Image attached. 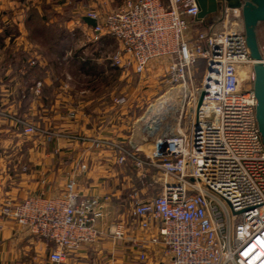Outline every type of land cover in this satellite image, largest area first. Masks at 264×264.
<instances>
[{
  "label": "built area",
  "instance_id": "obj_1",
  "mask_svg": "<svg viewBox=\"0 0 264 264\" xmlns=\"http://www.w3.org/2000/svg\"><path fill=\"white\" fill-rule=\"evenodd\" d=\"M198 12L196 0H126L102 18L88 12L97 19L91 36L97 40L108 34L121 45L109 59L112 66H132L143 73L153 59H169L167 72L177 83L171 88L178 102L173 111L178 115L144 156L136 147L130 150L105 138L69 139L111 148L118 162L131 160L142 177L150 175L161 184L156 195L144 196L139 190L130 194L138 226L158 227V234L149 239L163 249L158 264H264V143L256 119L255 60L240 24V9L226 8L220 28L213 24L192 34ZM198 58L206 62L200 86L193 73ZM40 88L38 82L37 93ZM114 100L121 103L119 97ZM14 119L25 134H46L50 141L58 136ZM87 169L82 162L75 172ZM75 176L55 197L1 199L0 230L7 220L27 227L52 245L49 260L54 264L66 261L73 249L96 243L103 234L99 222L106 218L104 201L82 195ZM107 229L113 240L131 239L139 248V260H150L147 242L130 238L125 223H111Z\"/></svg>",
  "mask_w": 264,
  "mask_h": 264
},
{
  "label": "crops",
  "instance_id": "obj_2",
  "mask_svg": "<svg viewBox=\"0 0 264 264\" xmlns=\"http://www.w3.org/2000/svg\"><path fill=\"white\" fill-rule=\"evenodd\" d=\"M125 2L126 0H0V10H2L0 15V110H6V113L10 115L13 113V115L27 121L30 120V122L31 120L37 121L39 120L38 107L41 105V100L50 101V103L53 101L52 107L48 109V112L43 111L42 115L44 113L46 116H51L46 117L49 121H52L54 116L55 127H64L65 130L82 133L89 137L105 138L118 143L117 140L128 137L123 131L124 128L128 129L126 123L128 124L129 121H121L117 124L115 118L118 113H113V110L112 113L105 111L94 118L92 114L82 112L77 108L74 112L70 111L69 113L56 109L58 101L63 104L65 101H69V94H73L78 88L73 82L68 88H65L64 83L58 85L57 78L52 79V75L49 76L46 73L41 56L37 59V63L30 65L31 57H37L35 55L37 45L32 44L31 41H34L35 37L32 32L30 33L32 30L27 28L36 23H39L41 27L54 23V32L60 30V34L55 36L56 43L66 42L71 35L78 34L82 37L81 34H92V26L83 20V16L88 12H95L102 18L108 12L123 7ZM30 5L36 7L40 15H42V10H54V19L26 16ZM11 11L12 16L9 15ZM109 37L112 36L104 34L100 36L99 42L105 43ZM58 47L55 46L54 49H58L60 53L75 50L73 45H69L68 48H64L63 45ZM82 54V50H77L79 59ZM97 55L99 53L95 56ZM73 57L75 58V55ZM82 59L84 60V58ZM95 64L97 65V63ZM96 67L91 70H96ZM83 68L86 71L90 70L89 65ZM38 82H41L39 93L36 92ZM53 89L54 95L47 96L46 91ZM67 89H70L71 93H67ZM63 90L65 94L61 93ZM80 93L84 94L85 92L80 91ZM40 95L44 97L41 100ZM87 99L83 101L88 105L91 100L87 101ZM16 107H18V111ZM14 118V116L7 118L0 116V138L7 133L10 137V134L16 133V129H20ZM47 119L42 121H47ZM61 119L63 120L61 121ZM129 137L131 138V135ZM81 144L84 149L92 148L90 142L83 143L69 139L62 140L58 145L52 147L42 148L36 144L14 147L13 150L22 155L21 160L28 161L25 163L24 169H20L14 163L4 164L0 160V200L8 198L20 201L31 195L55 197L63 191L68 179L76 175L77 189L82 195H96L104 201L103 209L106 218L99 222L100 229L103 231L100 239L94 244L82 245L73 249L69 258L60 264H142L138 258L139 248L131 239L118 242L108 235L107 225L116 222H123L127 225L130 238L134 237L136 241H146L148 255L153 251L159 260L163 250L161 245H155L149 241L151 237L158 234V227L154 226L144 230L138 226V221L132 217L131 198L126 217H123L122 212L120 213L121 204L117 201L122 198L121 192L114 185L100 178L101 174L98 175L95 171L75 172L78 160L75 156L77 152L74 149H77ZM0 148L3 150V147ZM103 151L105 154L112 153L111 148ZM63 154L65 159H68L66 163H64ZM139 178L142 184L139 191L144 196L156 195L161 192V184L155 183L150 175L144 178L139 172ZM144 186L145 188H143ZM153 188L158 190L156 194L152 192ZM51 246L46 239L32 235L27 227L21 226L13 220H7L0 230V264H54L49 260V254L48 260L45 258V251L49 248L50 252Z\"/></svg>",
  "mask_w": 264,
  "mask_h": 264
},
{
  "label": "rangeland",
  "instance_id": "obj_3",
  "mask_svg": "<svg viewBox=\"0 0 264 264\" xmlns=\"http://www.w3.org/2000/svg\"><path fill=\"white\" fill-rule=\"evenodd\" d=\"M29 8L30 10L26 16L32 15L37 18L41 17L44 19H54V10H42V15H40L36 7L30 5ZM1 11L2 10H0V15ZM9 15L12 16V11ZM241 20L240 24L244 28L242 12ZM215 25H218L220 28L222 23L220 21L215 23ZM27 28L32 30L30 33L32 32L35 37V40L31 41L32 44L35 46L37 45V50H35V55L37 57H31L30 65H34L35 62L37 63V59L41 56L46 73L49 76L51 74L52 79L57 78L56 82L58 85L64 83L66 85L65 88H68L70 83L73 82L75 87L78 88L77 91L73 92V94H69V101H65L64 104L61 101H58V103L56 102L58 105L56 109L69 113L70 111L74 112L75 108H77L82 110V112L92 114L94 118H97L99 114L105 111L112 113L111 111L113 110V113H118L115 118L117 124L121 121H129L128 124L126 123L128 129L125 130L126 128H124L123 131L128 137H124L122 140L117 141L121 144L123 143L122 145L130 150L136 147L137 150L139 149L137 153L141 156L150 153L155 140L162 133V128H164L165 125H171L174 123L172 117L178 115V111H173V108L176 109L178 106L176 97H173L174 102L172 111H167L166 114H161L163 118L159 123L160 129L156 132L149 133L145 127L146 122L144 121V118L146 117L151 105L155 104L160 98L169 95L172 96L171 88L177 84L170 81V76L167 72L169 59L167 57L155 58L150 61L143 73H137L132 66H111V62L109 60L110 57H112V55L121 48L120 43L115 38L109 37L105 43H100V38L95 40L91 34H81L82 37L76 34L74 36H69L66 42L63 41L56 43L55 36L60 34V30L54 32V23L51 25L49 24V26L45 25L42 27L39 23H36L30 27L28 26ZM205 28L207 27H205L202 22L195 23V25L192 26V34L199 30H205ZM257 34L259 45L264 56V22L259 23ZM62 45L64 48H68L69 45H73L75 50L60 53L58 50L60 48L58 46ZM53 46L58 47V49H54ZM79 49L83 51V54L81 55L82 57L79 59L75 56L74 58L73 55H75ZM97 53H99V55L95 56ZM82 58H86L90 60V62L97 63V69L92 71L90 68V70L86 71L85 68H82L81 66L83 61ZM205 65V60L201 58H198L195 62L193 73L194 83L196 86H200L203 81ZM70 91V89H67L66 92L69 93ZM80 91H84L85 93L81 94ZM61 93L65 94V91L63 90ZM46 95L52 97L54 95V89L46 91ZM41 97H39L40 100L44 98L43 96ZM116 97L121 98V103H115L114 99ZM86 98H88L87 101L91 100L88 105L85 104V101H83L86 100ZM51 102L52 103H50V101L46 102L45 100H41V105L38 107L39 120H31V122L29 120L28 122L34 123L43 130L53 133L55 132L58 136L50 141L48 140L46 134L39 133L36 135H26L21 126V130L16 129V133L14 135L10 134V137L8 133L4 134L5 136L0 138V147H3V150L0 148V160L3 161L4 164L14 163L17 165L16 167L22 169L25 166V163H27L28 160H21L20 157H22V155L18 154L16 150H13L14 147L16 148L35 144L42 148L52 147L54 145H58L62 140L64 141L65 139H69V136H86L82 133L65 130L64 127H55L54 116L52 118L53 120L49 121L46 117L51 116H46L44 113L42 115L43 111L48 112V109L52 107L53 101ZM125 104L126 106H124ZM17 109L18 107H16V110ZM0 111L7 112L6 110ZM11 116L18 117L13 115V113ZM5 118H7V116ZM45 119H47V121H42ZM62 120L63 119H61V121ZM130 135L131 138L129 137ZM74 140L78 141L76 139ZM80 147H82V144L77 149H74L77 152L75 155L78 160L77 163L79 164L77 167L80 166L82 162L86 163L88 165L86 173L88 171H95L98 175L100 173V178L105 179L106 182L114 185V187L121 192L122 198L117 201L121 204L120 213L122 212V216L126 217V212L129 209L131 202L130 194L134 190H139L142 186L141 180L139 181V169L135 168L133 162L129 159L125 163L118 162V155L113 150L111 154H105L103 150L107 148L98 149L92 147L84 149V147ZM62 157L64 158V163H66L68 161V159H65V157H68L67 154L65 153V157L63 154ZM103 169L104 171H102ZM148 173L151 175H157V170L148 169ZM104 175L108 176L106 177ZM143 188H145V186ZM151 190L152 192H155V194L158 191L156 188ZM121 241L123 242L125 240H120L118 242ZM48 254L49 248L45 251L46 260H48ZM156 260L157 257L155 256V253L151 251L150 261L148 260L146 262H142L140 260V262L142 264L148 262L158 264V260Z\"/></svg>",
  "mask_w": 264,
  "mask_h": 264
},
{
  "label": "water",
  "instance_id": "obj_4",
  "mask_svg": "<svg viewBox=\"0 0 264 264\" xmlns=\"http://www.w3.org/2000/svg\"><path fill=\"white\" fill-rule=\"evenodd\" d=\"M199 12L196 20L205 26L213 25L221 21L224 10L240 9L242 12L246 42L251 57L255 60V97L256 119L262 140L264 143V56L262 54L257 29L260 22H264V0H196ZM83 20L90 26H95L97 19L88 15ZM201 92L199 104L205 95Z\"/></svg>",
  "mask_w": 264,
  "mask_h": 264
},
{
  "label": "bare ground",
  "instance_id": "obj_5",
  "mask_svg": "<svg viewBox=\"0 0 264 264\" xmlns=\"http://www.w3.org/2000/svg\"><path fill=\"white\" fill-rule=\"evenodd\" d=\"M173 97L165 96L160 98L155 104H152L146 117L144 118L145 127L149 132H153L157 128L159 121L163 118L161 115L165 113L167 109H172L173 107ZM143 120V119H142Z\"/></svg>",
  "mask_w": 264,
  "mask_h": 264
},
{
  "label": "trees",
  "instance_id": "obj_6",
  "mask_svg": "<svg viewBox=\"0 0 264 264\" xmlns=\"http://www.w3.org/2000/svg\"><path fill=\"white\" fill-rule=\"evenodd\" d=\"M75 56H76V58H78L77 57V53L75 54ZM92 63V64H91ZM87 65H89L90 66V68L91 69H93L94 67H96V64L95 63H93V62H90V60H88V59H84L83 61H82V68L84 67V66H87Z\"/></svg>",
  "mask_w": 264,
  "mask_h": 264
}]
</instances>
